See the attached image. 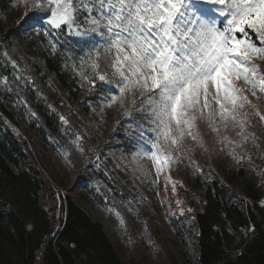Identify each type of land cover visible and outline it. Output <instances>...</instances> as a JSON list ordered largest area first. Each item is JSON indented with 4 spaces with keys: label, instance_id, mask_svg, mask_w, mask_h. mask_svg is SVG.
<instances>
[{
    "label": "trees",
    "instance_id": "obj_1",
    "mask_svg": "<svg viewBox=\"0 0 264 264\" xmlns=\"http://www.w3.org/2000/svg\"><path fill=\"white\" fill-rule=\"evenodd\" d=\"M14 3L0 0V77L8 80L7 86L0 80V264H183L145 193L111 155L114 146L136 148L125 134L134 131L132 120L110 119L109 136L100 141L82 115L98 117L103 107V89L91 88L77 71L90 45L66 28L50 29L51 35L25 30L18 24L22 18L11 19ZM4 52L17 62L15 68ZM44 68L64 92L53 87ZM102 70L108 71L103 65ZM259 103L264 114V102ZM133 115L148 127L143 114ZM249 119L247 131L256 134L259 147L249 137L247 153L234 150L237 158L245 157L239 163L221 154L210 169L186 156L182 175L166 171L171 223L194 240L191 255L181 250L188 264H264V122ZM32 130L52 150L67 153L81 199L71 194L50 154L39 149ZM66 133L82 138L83 152L71 144L76 136ZM202 153L209 156L206 149ZM89 202L104 210L114 206L127 230L107 211L103 221ZM109 226L116 229L114 238Z\"/></svg>",
    "mask_w": 264,
    "mask_h": 264
},
{
    "label": "snow or ice",
    "instance_id": "obj_2",
    "mask_svg": "<svg viewBox=\"0 0 264 264\" xmlns=\"http://www.w3.org/2000/svg\"><path fill=\"white\" fill-rule=\"evenodd\" d=\"M19 5L25 11L18 24L25 30L51 35L50 29L66 28L90 45L74 70L91 88L103 89V107L124 109L134 127L125 134L140 145L131 153L132 161L147 157L157 178L165 167L184 159L189 137L200 142V120L209 122L221 143L227 141L238 163L245 157L237 158L234 149L249 137L259 147L256 134L247 129L250 115L264 122L249 99L264 102V67L257 63H264V0H15L13 7ZM3 56L17 66L8 52ZM241 79L245 88L235 84ZM0 80L7 86V77ZM137 112L148 127L135 121ZM60 120L69 123L63 115ZM229 124L239 129L237 141L220 137L219 126L227 129ZM66 134L76 136L71 144L83 152L82 138ZM105 211L127 230L114 206Z\"/></svg>",
    "mask_w": 264,
    "mask_h": 264
},
{
    "label": "rangeland",
    "instance_id": "obj_3",
    "mask_svg": "<svg viewBox=\"0 0 264 264\" xmlns=\"http://www.w3.org/2000/svg\"><path fill=\"white\" fill-rule=\"evenodd\" d=\"M24 11L25 9L23 5L17 6L12 11L11 19L23 18ZM40 65L42 64L40 63ZM44 72L47 73L49 81L53 87L59 92H64V87L58 81L56 76L49 73L46 68H44ZM235 84L238 88L246 87L242 79L235 81ZM64 95L70 99L67 93H64ZM249 99L252 100V103L256 104L260 109V103H258L256 98L249 95ZM70 103L72 106L75 105V102L71 99ZM76 109L78 110V108ZM244 111L247 112L248 110L245 108ZM81 112L97 135L98 139L100 141H105L107 140L112 129V121L121 119L124 109L120 108L119 105H114L111 108L103 107V110H98V117H92L90 114H85L83 111ZM219 127L220 137H227L232 141H237L239 139L236 135L237 131L239 130L238 127H234L232 124H229L227 129H225L223 126ZM197 128L200 142H195L189 137L186 140L185 147L187 151L184 152V156L192 157L199 164L211 169L213 167V158L219 157L221 154H225L227 156L229 155V145L227 141L224 143L220 142V138L217 136L216 132L211 130L207 120L197 121ZM31 133L36 137L39 149L46 154H50L60 178L66 184L71 194H73L75 198L81 199L83 189L81 188L80 181L78 180V176L74 173V170L67 164L64 156L59 152L52 150V148L40 136H38L34 130H32ZM251 145L252 141L249 138L243 147H236L234 150L238 155H243L251 149ZM139 147L140 145H137L134 150H127L122 146H114L111 150V155L115 158L122 170L128 173L133 181H135V183L145 193L149 200L151 209L153 210L159 223L161 224V227L163 228V231L169 239L172 251L178 255L183 264H188L181 250H185L191 255L194 250V240L190 235L181 236L178 233L177 228L171 223V210L169 208L166 195V190L168 187L165 185V182L162 183L163 180H166L167 178L166 171L170 173L171 171H179V174L182 175L185 172L184 163L179 160L171 167H165L160 173L159 178H157L156 168L152 161L147 159V157H141L138 161H132L131 153L136 151ZM144 147L147 148L148 145H144ZM203 149L207 150L209 154L208 157L202 153ZM230 158L233 159L232 157ZM88 204L91 206L93 213L102 218L103 221L106 220L107 212L103 208L98 205H91L90 202ZM108 230L111 237L114 238L116 234L115 227L109 226ZM234 254H236V251L231 252L230 255ZM124 257L127 259L129 255L125 254Z\"/></svg>",
    "mask_w": 264,
    "mask_h": 264
}]
</instances>
